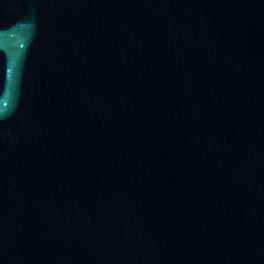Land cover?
<instances>
[{
    "label": "water",
    "instance_id": "95a60500",
    "mask_svg": "<svg viewBox=\"0 0 264 264\" xmlns=\"http://www.w3.org/2000/svg\"><path fill=\"white\" fill-rule=\"evenodd\" d=\"M0 264H264V0H0Z\"/></svg>",
    "mask_w": 264,
    "mask_h": 264
}]
</instances>
